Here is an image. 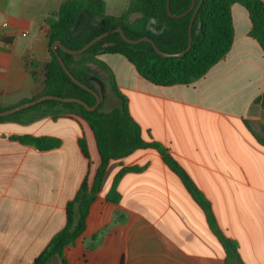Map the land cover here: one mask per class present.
<instances>
[{"label":"crops","instance_id":"1","mask_svg":"<svg viewBox=\"0 0 264 264\" xmlns=\"http://www.w3.org/2000/svg\"><path fill=\"white\" fill-rule=\"evenodd\" d=\"M65 1L0 0V38L10 41L0 40L1 106L39 92L50 60L45 21ZM105 2L109 15L120 16L131 0ZM232 16V49L191 85L157 86L121 55L97 58L112 71L144 138L162 144L208 200L222 234L237 242L240 263L264 264V52L250 35L248 10L235 4ZM113 94L118 107L121 99ZM19 136L62 143L39 149L14 139ZM100 165L94 133L82 119L0 123V264H33L66 227L69 202ZM132 167L142 170L124 173L117 186L121 201H109L116 176ZM64 257L69 264H226L206 210L150 148L110 163L86 229ZM48 264L63 263L55 257Z\"/></svg>","mask_w":264,"mask_h":264},{"label":"trees","instance_id":"2","mask_svg":"<svg viewBox=\"0 0 264 264\" xmlns=\"http://www.w3.org/2000/svg\"><path fill=\"white\" fill-rule=\"evenodd\" d=\"M201 0H197V4ZM168 0H131L126 12L120 16L107 13L105 0H66L59 11L46 19L49 27L47 51L50 60L43 68L44 82L39 92L32 99L44 95L78 98L90 106L96 104V97L83 89L66 74L53 50L55 42H61L71 50L82 49L97 36L109 30L121 28L132 40L148 37L164 52L178 54L190 45V24L194 11L180 18H172L167 10ZM192 0H170L173 14L180 15L189 10ZM240 4L250 15V35L260 44L264 52V0H204L193 22L191 49L182 57L166 58L159 55L150 42L138 44L127 43L119 33H114L99 41L84 54L73 56L60 48L57 53L64 60L70 72L81 82L104 95L108 86L121 99V105L105 112L103 104L95 111H88L78 103H63L47 100L35 106L1 117L2 122L29 124L45 117L54 119L70 116L88 123L92 129L101 165L90 184L85 180L77 196L67 206V224L51 241L33 264H48L59 257L63 264H69L64 257V249L74 244L86 229V220L92 203L100 192L107 169L112 161H118L132 155L139 149H155L162 156L167 166L185 183L195 200L204 207L208 215L211 229L219 237L226 250V264L239 258L237 242L225 237L215 220L210 203L198 190L189 175L179 162L167 152L160 143L146 140L141 127L131 117L127 100L116 88L115 77L110 68L97 57L101 54H118L133 64L141 77L162 87L191 85L204 77L218 62L226 57L232 49L235 37L232 7ZM88 11L92 19L87 28L79 33L73 31L80 28L87 15L83 14L77 28L75 23L82 11ZM134 14H139L132 20ZM1 41L10 42L0 38ZM100 67L107 77L93 69ZM32 66L28 62V67ZM99 85V87H98ZM30 100H24L20 104ZM11 107L0 105V112ZM264 109V102L262 103ZM15 140L22 144L33 145L39 149H52L61 146V140L52 137L19 136ZM84 155L90 158L88 144L80 140ZM142 168H124L115 178L107 199L114 203L121 201L117 190L120 178L126 172H138ZM78 215L76 216V209Z\"/></svg>","mask_w":264,"mask_h":264},{"label":"water","instance_id":"3","mask_svg":"<svg viewBox=\"0 0 264 264\" xmlns=\"http://www.w3.org/2000/svg\"><path fill=\"white\" fill-rule=\"evenodd\" d=\"M203 2H204V0H201L200 3L197 4V0H192V4H191L189 10H187L183 14L176 15V14H173L172 13L171 6H170V0H168L167 10H168V14L172 18H180V17L186 16L190 12L194 11V15L192 17L191 24H190V45L188 46V48L185 51H183L181 53H178V54H170V53H166V52L162 51L156 45V43L153 40H151L150 38H148V37L140 38V39H137V40H132V39H130V38H128L126 36L125 32L121 28H118V29H115V30H109L107 32H104L103 34H101V35L97 36L96 38H94L93 40H91L88 44H86L82 49H79V50H71V49H68L67 47H65L61 42H55L53 44V50L56 52V54L58 56V60H59L60 64L62 65L63 69L65 70L66 74L77 85H79L83 89H85V90L89 91L90 93H92L96 97V100H97L96 101V104L94 106H90L88 103H86L83 100L78 99V98L60 97V96H54V95H44V96H41V97H39L37 99L30 100V101L24 102L22 104L13 106L12 108H9L7 110L1 111L0 112V118L1 117H5V116H9V115H12V114H15L17 112H20L22 110H25L27 108H30L32 106H35V105H37V104H39L41 102L47 101V100H55V101H60V102H63V103H78V104L83 105L88 111H95V110H97V108L100 106L101 102L105 99V95H100L97 91H95L91 87L87 86L83 82L79 81L70 72V70L67 68V66H66L64 60L62 59V57L60 55H58L57 48H60L61 50H63L67 54H70V55H73V56H79V55L84 54L88 49H90L92 46H94L99 41L105 39L106 37H108V36H110V35H112L114 33H119V34H121L122 38L127 43H129V44H138V43H141V42H150L153 45V47L156 50V52L159 55L163 56V57H166V58L182 57L187 52H189L190 49H191V47H192V45H191V41H192V38H191L192 37V26H193V22H194V19L196 17V14L198 13V11H199L201 5L203 4ZM83 14H86L87 15V18H86L85 22L83 23V25L80 28H78V29H76V30L73 31L74 34L79 33L81 31L85 30L87 28V26L91 22L92 15L88 11L84 10L78 16V19H77V21H76V23L74 25L75 28L78 27V25H79V23L81 21V17H82ZM231 264H241V263H240L239 258H235V259H233L231 261Z\"/></svg>","mask_w":264,"mask_h":264},{"label":"rangeland","instance_id":"4","mask_svg":"<svg viewBox=\"0 0 264 264\" xmlns=\"http://www.w3.org/2000/svg\"><path fill=\"white\" fill-rule=\"evenodd\" d=\"M104 95H105V99L101 103L103 104L102 110L106 112L117 105V99L114 97V94L111 89H106L104 91Z\"/></svg>","mask_w":264,"mask_h":264}]
</instances>
